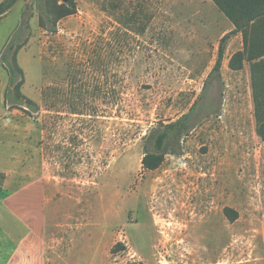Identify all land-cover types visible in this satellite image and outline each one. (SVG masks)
<instances>
[{"label":"rangeland","instance_id":"rangeland-1","mask_svg":"<svg viewBox=\"0 0 264 264\" xmlns=\"http://www.w3.org/2000/svg\"><path fill=\"white\" fill-rule=\"evenodd\" d=\"M75 2L54 33L38 0L0 17V190L39 182L58 264H264V142L250 66L229 68L243 39L209 80L233 29L211 0ZM23 23L22 93L36 109L5 103L1 55ZM202 95V121L144 170L150 132Z\"/></svg>","mask_w":264,"mask_h":264},{"label":"trees","instance_id":"trees-1","mask_svg":"<svg viewBox=\"0 0 264 264\" xmlns=\"http://www.w3.org/2000/svg\"><path fill=\"white\" fill-rule=\"evenodd\" d=\"M18 0H6L0 4V17L4 15ZM221 13L233 24L234 29L220 41L218 58L209 75V80L221 78V69L228 41L237 34H242L243 50L235 53L229 68L241 70L244 62L250 66L251 86L254 101V116L256 133L264 142V0H211ZM41 6L39 25L54 33L58 23L77 13L75 0H38ZM29 25L23 23L4 47L1 55L9 76V87L5 93V103L12 108L23 107L36 109L37 104L22 93L25 84V72L18 63V54L26 45L22 41L24 33H28ZM204 100L202 95L191 110L176 121L153 129L147 136L144 146L142 167L144 170L159 169L169 154H176L174 146L189 136L198 122L202 121L199 108ZM11 104V105H10ZM224 213L230 221L238 218V213L232 208H225ZM118 245L113 248L116 253ZM127 264H144L133 261Z\"/></svg>","mask_w":264,"mask_h":264},{"label":"crops","instance_id":"crops-1","mask_svg":"<svg viewBox=\"0 0 264 264\" xmlns=\"http://www.w3.org/2000/svg\"><path fill=\"white\" fill-rule=\"evenodd\" d=\"M234 38L243 39L240 33ZM40 188L37 182L0 190V264H58L48 232L49 205Z\"/></svg>","mask_w":264,"mask_h":264}]
</instances>
